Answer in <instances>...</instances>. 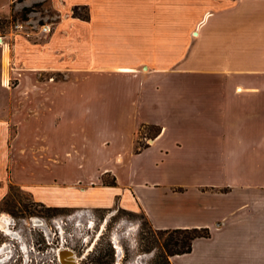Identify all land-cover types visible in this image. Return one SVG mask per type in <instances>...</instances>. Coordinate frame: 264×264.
Listing matches in <instances>:
<instances>
[{"label":"crops","instance_id":"0c3cea01","mask_svg":"<svg viewBox=\"0 0 264 264\" xmlns=\"http://www.w3.org/2000/svg\"><path fill=\"white\" fill-rule=\"evenodd\" d=\"M44 1L0 0V19ZM49 8V35L0 31V206L16 186L50 208L118 204L209 229L172 264H264V0Z\"/></svg>","mask_w":264,"mask_h":264},{"label":"rangeland","instance_id":"374dc122","mask_svg":"<svg viewBox=\"0 0 264 264\" xmlns=\"http://www.w3.org/2000/svg\"><path fill=\"white\" fill-rule=\"evenodd\" d=\"M44 2L46 6L35 4L31 6L32 11L24 10L18 17L0 19V31L17 30L18 24H24L23 29L29 28L28 32L40 31V25L52 22L55 17L53 16L55 13L49 8L51 0ZM77 14L81 18L86 17L82 8L77 9ZM28 21L30 22L27 23ZM29 198L20 187H11L9 197L0 206V244L8 242L10 235L15 239H12L11 243H14L17 248V261L11 264H26L22 256L23 243L27 244L29 251L32 248L36 251L38 249L49 251L44 261L36 257L35 264L45 261L50 263L54 258L50 255V251L52 248L55 250L60 248L61 245L56 244V246L53 245L54 247L47 245L43 233H40L39 228L35 230L37 220L35 218L51 223L57 217L68 220V226L65 229L67 234L65 246L71 250L65 247L61 249L64 261L68 255H73L77 258V264H159V250L156 247L153 248L154 240L151 233L156 229L142 210H129L117 204L113 208H65L60 211H51L47 210L50 207ZM6 218L10 222L11 218L15 220L14 230H12V224L3 221ZM14 231H17L22 239H17L19 235ZM30 253V259H33L35 253Z\"/></svg>","mask_w":264,"mask_h":264},{"label":"built area","instance_id":"2783aa9c","mask_svg":"<svg viewBox=\"0 0 264 264\" xmlns=\"http://www.w3.org/2000/svg\"><path fill=\"white\" fill-rule=\"evenodd\" d=\"M24 24H18L16 25V29L17 30H24ZM40 31L41 33H43L44 35H49L52 33L53 31V26L52 24H43L40 25ZM3 38L0 35V44L3 41ZM144 139L143 141L145 142V144H151V139H149L147 136H143ZM12 219V230H14L15 228V220L13 218ZM34 218H32L33 220ZM37 220H40V223L38 225H36V223L33 221V223H35V230H37L36 228H39L38 230L40 231V233H43V237L45 238V242L47 243V245L49 246H53L56 244H60V248L62 247H67L65 246V243H67V234L65 232L66 227L68 226V220L64 219L62 217H57L54 218L51 223H48L47 221H45L44 219H39V218H35ZM14 223V224H13ZM2 232V231H1ZM17 232V231H16ZM4 233V232H2ZM7 235V234H6ZM9 241L8 242H3L0 244V264H11L13 261L16 262L18 256L16 255V251L17 248L15 246L14 243H11V241H13V237L9 235ZM27 245V244H25ZM24 246V244H23ZM54 247V246H53ZM60 248H57L56 250L54 248H52V250L50 251V255H53L54 258L51 259L50 263H47L46 261L43 263H39V264H61L59 262V254L58 251ZM69 248V247H68ZM23 249L25 251H23ZM22 249V256H23V260L26 261V264H35L34 260L36 261V257L40 259V261H44L47 257V253L49 251L44 250V249H38L36 251L35 248H32L31 251H29V249H25V247ZM30 252H34L35 253V259H30ZM17 256V258H16ZM20 258V256H19Z\"/></svg>","mask_w":264,"mask_h":264},{"label":"trees","instance_id":"16d2710c","mask_svg":"<svg viewBox=\"0 0 264 264\" xmlns=\"http://www.w3.org/2000/svg\"><path fill=\"white\" fill-rule=\"evenodd\" d=\"M29 11L30 9H25V12ZM74 14L79 16L77 9ZM61 209L65 208H48L47 210L60 211ZM151 233L154 240L153 248L156 247L159 250V264H172L171 257L192 252L196 239L210 237V231L207 228L154 230Z\"/></svg>","mask_w":264,"mask_h":264},{"label":"bare ground","instance_id":"6f19581e","mask_svg":"<svg viewBox=\"0 0 264 264\" xmlns=\"http://www.w3.org/2000/svg\"><path fill=\"white\" fill-rule=\"evenodd\" d=\"M36 220V219H35ZM3 221L4 222H6L7 224H12V221L10 222L7 218L6 219H3ZM35 222V221H34ZM40 223V220H36V225H38ZM1 225V224H0ZM5 227V226H4ZM7 227V226H6ZM3 232V231H2ZM15 233H17L18 235H19V238L17 237V239H22V237H21V235L18 233V232H16V231H14ZM5 233V232H4ZM6 234V233H5ZM14 239V238H13ZM15 240V239H14ZM24 244V243H23ZM24 247H25V249H27L28 248V246L27 245H25L24 244ZM63 248V247H62ZM62 248H60L59 249V251H58V254H59V262L61 263V264H77V258L75 257V256H73V255H68L67 256V258H66V260L64 261V259H63V257L61 256V249ZM65 248H67V249H70V248H68V247H65ZM71 250V249H70ZM73 251V250H72Z\"/></svg>","mask_w":264,"mask_h":264}]
</instances>
